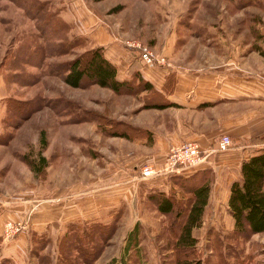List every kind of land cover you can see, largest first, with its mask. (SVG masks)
I'll use <instances>...</instances> for the list:
<instances>
[{"label": "rangeland", "instance_id": "rangeland-1", "mask_svg": "<svg viewBox=\"0 0 264 264\" xmlns=\"http://www.w3.org/2000/svg\"><path fill=\"white\" fill-rule=\"evenodd\" d=\"M16 1L0 0V264H64V256L71 264H177L181 256L187 264H264V231H235L220 205H205L193 246L174 245L183 220L175 212H186L190 184L209 185L213 173L205 160L164 186L150 181L163 175L164 160L153 159L170 148L162 139L177 131L178 109L156 106L162 96L141 76L115 91L86 78L69 86L61 69L88 49L81 32L96 24L127 54L139 42L176 67L209 64L210 50L228 55L203 46L195 58L199 41L212 42L205 32H232L255 50L264 0H80L94 20L65 22L48 36ZM42 1L39 13L60 18L66 0ZM250 65L181 70L261 78L258 60ZM144 165L156 175L142 177ZM158 191L173 196L172 211L156 209Z\"/></svg>", "mask_w": 264, "mask_h": 264}, {"label": "crops", "instance_id": "crops-1", "mask_svg": "<svg viewBox=\"0 0 264 264\" xmlns=\"http://www.w3.org/2000/svg\"><path fill=\"white\" fill-rule=\"evenodd\" d=\"M81 5L80 0H66L65 8L59 13L60 18L69 26H72L73 22L77 23L78 27H80L79 23L82 25L83 22L91 23L94 18L88 17V13ZM262 26L263 24L261 31L256 35L258 43L255 46L261 49L263 52L261 55L257 54L256 49H248L246 41L235 40L232 32L229 35L226 32L224 35L217 31L205 32L200 36L210 38L212 42L199 41L195 58L198 56L200 59L203 58L201 55L203 46L210 49L222 47L228 49L231 55L228 50H224L228 53L227 56L221 55L222 50L218 51L219 54L215 50H210L211 55L206 60H209V64H205L204 61H187L189 64H184L183 67H176L169 62L167 66L164 65L166 67L143 63L137 49L129 48L130 52L135 53L134 56L127 54L128 52L120 49L116 38L100 24L81 32L85 36L87 48L102 46L103 56L115 66L117 79L129 80L133 76H137L135 78L141 76L151 84L153 91L160 92L162 98L171 103L163 109L179 110L176 112L177 119H172L174 124H177V127H173L172 130L177 129V131L165 136V140L162 139L164 148L168 149L184 139L196 140L204 149L214 148L221 134H227L230 137L231 145L227 149L212 151L205 157L208 161L207 165L213 169L206 203L210 212H215L218 205L225 212L227 211L229 184L239 177L240 161L264 149V27ZM240 45L241 47H238ZM236 46L237 48H234ZM251 58L259 62L261 78L248 75L230 76L227 72L206 75L205 72L181 70L222 68L223 66L226 69H232L238 64H241V68L249 70ZM173 71H175V81L172 84L170 73ZM157 157L153 160H163L165 153ZM167 177L169 173L150 181H158V183L161 181L164 186ZM229 216L233 226V218Z\"/></svg>", "mask_w": 264, "mask_h": 264}, {"label": "trees", "instance_id": "trees-1", "mask_svg": "<svg viewBox=\"0 0 264 264\" xmlns=\"http://www.w3.org/2000/svg\"><path fill=\"white\" fill-rule=\"evenodd\" d=\"M31 17H38L39 32L48 36L65 21L56 14L55 17L45 13H39L43 5L41 0H17L16 1ZM39 13V14H38ZM60 19V20H59ZM259 53L261 49L256 48ZM65 72L62 80L69 86H79L86 78L89 82L101 86H107L119 91L126 80H119L115 76V66L109 62L102 53L100 45L93 46L81 52L79 55L63 64ZM144 89L150 88L149 82L143 81ZM156 106L162 107L169 104L164 98ZM169 177H186L185 175L170 173ZM185 179V178H184ZM183 179V180H184ZM190 184L189 204L186 212L181 210L175 212L177 216L183 214V220L178 227L174 245L176 247H191L195 238L191 235V229L201 222V215L207 203L209 185L204 181H194ZM153 195L156 209L161 213L173 210L174 202L171 194L158 191ZM227 211L233 218V229L235 231L252 234L264 231V149L258 153L249 155L240 161L239 177L229 184L227 197ZM64 264H71V259L64 256ZM185 256L177 258V264H187L183 260Z\"/></svg>", "mask_w": 264, "mask_h": 264}, {"label": "built area", "instance_id": "built-area-1", "mask_svg": "<svg viewBox=\"0 0 264 264\" xmlns=\"http://www.w3.org/2000/svg\"><path fill=\"white\" fill-rule=\"evenodd\" d=\"M138 51L140 60L147 65H165V59L151 50L150 47L139 42H130ZM231 145L230 137L227 134H221L215 142L214 148H201L196 140L185 139L180 143L171 146L165 157L164 163L160 166L161 174L177 173L185 175L188 171L195 169L200 163L205 161V157L212 151L225 150ZM156 168L150 165L140 167L142 177H152L156 175Z\"/></svg>", "mask_w": 264, "mask_h": 264}]
</instances>
